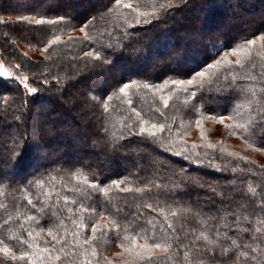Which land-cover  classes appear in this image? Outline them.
I'll list each match as a JSON object with an SVG mask.
<instances>
[{
  "label": "trees",
  "instance_id": "obj_1",
  "mask_svg": "<svg viewBox=\"0 0 264 264\" xmlns=\"http://www.w3.org/2000/svg\"><path fill=\"white\" fill-rule=\"evenodd\" d=\"M6 1L0 6V21L8 22L0 23V60L16 78L17 73L11 65H21V72L30 78L29 87L36 86L31 82L33 79L43 85L37 94L30 96L22 85L12 82V77H0V97L8 100L7 104L0 100V157L4 158L0 160V166H7L4 173L11 181L0 183V240L17 255L21 251L30 253V261L18 264H49L48 253L43 249L49 247L53 254H57L55 250L60 249L62 244L53 241L48 227L53 229V235L58 240L63 241L64 252L59 253L63 264H128L135 259L136 250L125 252L121 242L127 244L124 238L134 236L130 222L137 221L141 224L151 221L147 227L151 230L154 226L157 235L163 229L169 238L179 237L171 253L160 264H190L195 254L192 245L200 250L204 264H219V249L214 259L211 251H206L205 242L196 240L202 231L207 232L204 227L209 224L207 215L190 216L182 204H172L171 199L166 204L163 197L157 206L155 199L146 193L141 195L135 189L151 187L142 183L147 179L160 184L165 191H175L174 185L178 180L174 172L183 167L187 173L185 179L200 177L206 182L204 188L182 190L186 192V200L205 210L218 207L220 200V195L213 194L208 184L217 185V193L223 195L226 203L239 202L241 190L248 197L254 195L252 189L256 194L264 192L263 160L227 148L223 139H218L220 141L216 143L203 140L207 132L199 142L188 138L189 128L197 126V120L201 122L212 117L213 112H225L231 107L235 109L232 113L234 118L226 119L225 125L244 127H225L223 136L239 138L256 150L261 148V141L252 134L249 126L259 119V113L264 112V93L261 92L264 86V41L258 39L264 34V13L257 26L253 27L241 20V12L252 9L245 7L240 0H173L174 7L162 19L154 20L150 25H137L135 13L124 8V3H132L133 8L139 5L140 11L159 15L160 5L167 0H121L119 5L113 0H57L54 5L46 4L45 0H25L34 2L32 4L36 6L12 9H7ZM73 4L77 9L65 10ZM95 4L99 6L94 8ZM247 4L253 9L256 6L259 12L264 11V0H247ZM81 5L89 8L81 10ZM231 15L238 18L232 20ZM36 20H43L44 23L37 24ZM84 24H87V41L83 40L85 33L80 31ZM57 36L60 41L53 44ZM69 37L75 39L69 40ZM246 39H255L256 44L248 45ZM16 41L27 50L21 49ZM101 45L107 46L102 52V56L108 58L107 63L103 60L93 63L85 57V52L95 51ZM232 48L237 49L238 55L232 54ZM225 54L227 59L223 64L207 70L204 78H196L195 87L187 83H171L174 79L186 81L191 78L189 74L194 75L193 70H200L206 62H213L212 57L220 59ZM237 60L240 64L236 63ZM113 66L121 70L117 78H110L109 84L90 90L84 96L97 116L96 126L87 129L86 136L82 132L73 134L74 144L70 146L68 132L70 126L77 125V121L71 107L63 105L62 98L74 97L70 90L81 78L98 80L103 71ZM72 76L74 79L70 78ZM131 81L136 83L127 96L118 91L122 83ZM230 85L241 86L243 92L239 88L234 92ZM193 91L197 93L195 100L191 96ZM237 92H240L238 96ZM108 96L112 97L111 100ZM161 96L168 99L167 108ZM101 98L107 104V111L94 102ZM41 102L43 105L38 104ZM192 103L198 104L200 111L189 115L188 105ZM40 106L43 107L41 121L49 122L52 132L31 138L27 129L34 117L33 109ZM137 112L140 116L136 115ZM84 116L81 118L85 119ZM51 120H56L58 124ZM143 120L149 121L147 127L151 123L164 124L168 130L161 134V138L171 146L172 151L187 146L192 162L171 152L156 155L151 147L140 143L139 136H130L129 128L135 126L133 130H138ZM9 122H16L18 126L14 130L6 128ZM92 124L90 121L87 125ZM105 128L108 129L107 134ZM20 133L25 134L26 141L22 151L9 164L7 157ZM99 137H104L107 142L101 140L94 143ZM44 149L65 156L78 150L84 155L76 162L50 160L36 169L37 164H41ZM100 157L102 160L98 159ZM209 159L216 168L227 167L228 171H215L207 165ZM161 161L164 167H161ZM126 163L130 166L125 170L123 164ZM44 169H49L50 174L41 177L40 184L25 188L28 181L40 176ZM55 169L64 171L58 173ZM69 169L73 176L71 184L67 174ZM95 174L108 187L106 194L93 192L88 186L89 182H96ZM225 176H235L236 179L229 183L225 181ZM112 180H122L123 183L117 188L111 185ZM65 185L78 187L80 191L69 192ZM129 187L133 191L125 193L123 189ZM156 191L153 187V192ZM64 196L69 200L76 199L77 203L66 205ZM29 199L33 204H28ZM255 199L258 201L259 195H255ZM89 204L92 207L87 212L81 211V205ZM145 204H152L156 212L143 207ZM68 209L72 212L69 213ZM172 211L179 215L172 217ZM165 216L168 217L167 222ZM92 223H99L105 229L97 233L95 240L91 239ZM168 223L173 225L174 230L168 229ZM109 229L111 231H107ZM28 232L32 235L29 236ZM229 235L237 243L248 242L247 234L241 239L231 232ZM85 237L89 239L88 244H84ZM21 241L24 243L21 244ZM136 242L144 241L136 237ZM253 247L257 248L255 253L248 250L253 256L251 264H264V244ZM113 249L120 250L114 258L111 255Z\"/></svg>",
  "mask_w": 264,
  "mask_h": 264
},
{
  "label": "snow or ice",
  "instance_id": "obj_2",
  "mask_svg": "<svg viewBox=\"0 0 264 264\" xmlns=\"http://www.w3.org/2000/svg\"><path fill=\"white\" fill-rule=\"evenodd\" d=\"M114 4L119 5L121 3V0H113ZM124 8L131 10L136 15L135 23L137 25H150L153 23L154 20L159 21L162 19L165 15L168 14L169 10L174 7L173 0H167L166 3H162L160 5V13L159 15L155 12L148 13V12H142L140 11L139 5H137L136 8H133L132 3H124L122 5ZM0 23H8L7 21H0ZM37 24H43V20H36ZM50 23H55V21H51ZM87 28V24H84L80 27V31L85 33V36L83 37V40H88V34L85 31ZM75 39L73 37H69V40ZM259 40L264 41V34H261L258 37ZM60 41V37H55V39L52 41V43H58ZM246 43L248 45H255L256 40L255 39H246ZM107 46L101 45L100 48L96 49L95 51H89L85 52V57L89 60L93 61H101L107 63L108 58L106 56H102V52L104 51V48ZM45 52L48 51L47 48L44 49ZM219 55V53H217ZM232 54L238 55V51L236 48H232ZM2 58V57H0ZM227 59V54L225 56H222L220 59H216L215 57H212L213 62L212 63H205V65L201 66L200 70H193V74H189L191 78L185 80H172L171 83L173 85H183L187 83L189 86H196V78H204L208 72L209 69H216L218 66L224 63V61ZM237 64H240V61H236ZM12 69L17 73V77H12V82L16 83L18 86L22 85L27 95H35L38 93V90L43 86L38 80L33 79L31 82L34 83L35 87H29V76L24 75L21 72V65L15 64L11 65ZM0 77H9L8 72L0 71ZM135 81H131L128 83H122V86L119 87L118 91L125 96L128 95V92L131 90L133 85L135 84ZM144 87H149V85H143ZM231 86V85H230ZM233 88V91L235 92L237 88L240 89V92H243V88L239 85L231 86ZM240 92H237V96L240 94ZM261 92L264 93V86L261 87ZM191 96L193 100H195L197 93L193 91L191 93ZM108 100H111V96L107 97ZM0 100H3L4 104L8 103V100L4 97H0ZM161 100L163 102V105L165 108L168 107V99H165L163 96H161ZM95 104L98 106H101L104 108V111H107V104L105 103L104 99H96ZM131 101H129V104ZM205 111H207V106H205ZM200 111L199 105L196 103H192L188 105V112L189 115L196 114ZM235 109L229 108L226 109L225 112H213L212 118L217 120L219 123L223 124L226 119H233V112ZM103 115V113H101ZM137 116H140V113H136ZM163 115V113H161ZM259 119L254 120L252 124L249 126L251 127L252 134L257 136L259 140L261 141V148L258 150H264V112H261L258 114ZM23 121H21L22 123ZM197 125L199 126L200 121H196ZM149 124L148 120H143L142 123L139 125L138 130H133L135 126L129 128L128 134L130 136H139L141 138L140 143L145 147H151L156 155H159L162 152H171L172 155H175L177 157H182L183 159L192 162V157L188 155V149L187 146H185L181 150L172 151V148L170 145L166 144L164 139L161 138V134L164 133L166 130V126L164 124H157V123H151L150 127H147L146 125ZM225 127L229 129H233L236 127H244L241 125H225ZM105 134L108 133V129H104ZM248 137L246 136L245 139ZM101 140H105L104 137H99L96 140H94V143H98ZM26 141V136L24 133H20L19 138L17 142L15 143V146L10 150L9 155L7 157V162L10 164L13 162L19 152L22 151L23 143ZM105 142H107L105 140ZM196 147V146H193ZM209 148L212 147L211 144L208 145ZM228 155H232L229 153ZM197 159H199V156H197ZM240 159H243L242 157ZM0 160H4L3 157H0ZM161 167H164L163 161L160 162ZM247 163V161H245ZM207 165L209 167L214 168L215 171L218 172H226L228 171V168H216L213 164L212 159H209L207 161ZM170 167V165H169ZM58 173L64 171L63 169H55ZM233 172H235V169H232ZM50 170L44 169L40 176L34 177L33 180L28 181V184L25 185V188L34 185V184H40L41 177L45 175H49ZM68 176H69V184H71V180L73 178L71 169L68 170ZM130 175H134L131 174ZM187 173L186 169L183 167H180V169L176 172H174V177L176 180H178V183H175L174 188L175 191L168 190L165 191L162 189L160 184H155L151 180L144 179L142 180V183L151 185V187H145V188H136L135 191L143 194H148L150 198H153L157 201V206L159 202H161V198L163 197V202L168 203V200L171 199L172 204L181 205L184 208V211L190 215V216H199L201 214H205L208 217L209 224L205 225L204 227L207 228V232H201L199 236L196 237V240L204 241L206 247V251L210 250L212 257L215 259L217 257V249H219V264H251V261L253 259V256L249 254V249H251L252 253H255L257 251L256 247H253V245H261L264 244V192H260L258 194L255 193V189H252V192L254 195L252 197H248L246 193L241 190L240 200L239 202L235 201H229L225 202V198L222 194L217 193V185L208 184L207 187L211 192L215 195H220L219 200V206L215 208H208L207 210L200 208L198 205L194 206L193 203L189 200H186L185 191L192 187H198V188H204L205 183L203 182L200 177L196 178H187L185 179ZM225 181H228L229 183L236 179L235 176L233 177H224ZM5 181H10L9 177L3 172L0 171V183H4ZM95 181L96 182H89L88 186L90 187L91 191L93 192H108V187L103 185V182L100 180L99 175L95 174ZM123 183L122 180H112L111 185L116 186L119 188L120 184ZM153 187L157 189L156 192H153ZM65 188L69 192H78L80 191L78 187H69V185H65ZM125 193L132 192L133 188H125L123 189ZM255 195H259L260 199L257 201L255 199ZM88 199L91 200V196H88ZM64 203L67 205L69 203L75 205L77 203L76 199L69 200L67 196L63 197ZM233 203H235V207H233ZM28 204H33V201L31 199L28 200ZM92 207L91 204L89 205H81V211L87 212L89 208ZM143 207L147 208L150 212H156V207H154L152 204H145ZM195 208V210H194ZM69 213L72 212V209H68ZM93 211L95 209L93 208ZM172 217H177L179 215L178 212L172 211L171 212ZM231 218V219H229ZM29 219H35V217H29ZM165 221L167 222L168 217H164ZM8 221H5L7 223ZM39 224V222L37 221ZM147 224H151V221H148L146 224H141L139 221L132 223L130 222V226L132 228V231L134 233V236L132 237H125L124 239L128 241L127 244H125L123 241L121 242V247L124 248L125 252H132L133 249H135V259L133 261L128 262V264H160V261L162 259H166L167 256L171 253V250L173 249L174 245L177 244L179 241V237H173L169 238L163 229L160 230V234L157 235V232L153 226L151 230L148 229ZM220 225V227H217V225ZM168 229L174 230L173 225L171 223L167 224ZM223 229V231H221ZM105 229H102L99 223H92L91 224V232L92 237L91 239L95 240L97 238L98 232H104ZM107 231H111L110 229ZM229 232L233 233L237 239H241L244 237L245 234H247V240L248 242H242L237 243L236 239H233ZM48 234L52 236L53 241L60 242L62 244V247L60 249H56L57 254H53L52 250L49 247H45L43 251L45 253H48V260L49 264H57V262H60V264H63L62 256L59 253L64 252L63 247V241L58 240V237L56 235H53V229L51 227H48ZM28 235L31 236L32 233L28 232ZM74 235H79V233H74ZM136 237H140L143 239V243H137ZM117 238L119 236L117 235ZM171 239V242L169 240ZM21 244L24 242L21 241ZM89 239L85 237L84 244H88ZM55 247L54 245L52 246ZM187 247V246H186ZM194 250V255L190 259V264H204V257L200 253V250L195 246L192 245ZM0 254H2L3 260L0 261V264H18V262H24V261H30L31 255L27 251H21L19 255L16 254V251H14L12 248L4 245L3 240H0ZM94 254V253H93Z\"/></svg>",
  "mask_w": 264,
  "mask_h": 264
},
{
  "label": "rangeland",
  "instance_id": "obj_3",
  "mask_svg": "<svg viewBox=\"0 0 264 264\" xmlns=\"http://www.w3.org/2000/svg\"><path fill=\"white\" fill-rule=\"evenodd\" d=\"M57 0H45V3L48 5H54L56 4ZM65 2V0H63ZM239 2H243L245 3V7H248L249 9H252L250 11L247 12H241V20L242 22L245 24H249L253 27L257 26V22L261 19V16L263 15L264 11L259 12L258 8L255 6L254 9L250 8L247 4V0H240ZM7 5V9H12V8H17V7H26V6H36L35 4H32L34 2L28 3V1L25 0H7L5 2ZM2 4H4V0H0V6H2ZM91 4V3H90ZM96 5V6H95ZM93 5L94 8L99 6V4H95ZM77 9V7L73 4L72 7H66V11L68 10H73V9ZM83 8H89L84 6H80V9L82 10ZM85 10V9H83ZM82 14V13H81ZM233 19L238 18L237 15H231L230 16ZM229 20V19H228ZM181 21V20H180ZM217 34V33H216ZM18 46L23 49V50H27V48L25 46H23L21 43L17 42ZM263 51H264V47H263ZM0 71L3 72H8L9 73V77L13 76V71L7 66L5 65L1 60H0ZM121 72V70L119 68L116 67H111L109 70L107 71H103L102 73V77H99L98 80L96 79H87V78H81L80 80H78V84L75 85V87H73L72 90H70V92L72 94H74L73 98L70 97H63V105L65 106H70L72 109V113H73V117L74 120L77 121V125L75 126H70V131L68 132V134L70 135V142L69 145L71 146L73 143V134L78 133V132H82L83 135H88L87 129H92L96 126V114L92 111V106L91 103L86 100H84V96L88 95V91L90 90H96L98 88L104 87L107 84H109L110 82V78H117V76L119 75V73ZM128 72V71H127ZM78 74V73H77ZM71 79H74V77H70ZM18 79V78H17ZM76 93V94H75ZM80 93V94H79ZM39 105H43V102L38 103ZM76 104H78L77 107ZM43 110V107L40 106L36 107L33 109L34 112V117L30 120V124L29 125V129H27V131L29 130V136L31 138H35L38 134H43L46 133L48 135H50V133L52 132V130L50 129V123L46 122V121H41L42 115H41V111ZM86 115L85 119L81 118L82 116ZM87 118H90V120H87ZM92 122V126H88L87 124H89V122ZM18 122V120H17ZM52 123H55L56 120H51ZM55 124H58L57 122ZM227 124V121H226ZM18 126V124L15 122H13V124L11 122H9L8 124L5 125V127L7 128H11L12 130H14V128H16ZM92 127V128H91ZM189 129H191L190 133L188 134V138L195 141V142H199L202 141L201 137L202 135H204L205 132H207V136L203 137V140H206L210 143H216L217 141H220L218 139H223L226 147L230 148L233 151H238L241 153H244L248 156H251L253 158H258L259 160H263L264 161V152L259 151L254 149L252 146H250L249 144L245 143L243 140L236 138V137H228L225 138L224 132H225V123L221 124L219 123L217 120L213 119L212 117H207L204 120H202L199 124V126H192ZM73 136V137H72ZM37 138V137H36ZM201 138V139H200ZM2 141V139L0 140V142ZM74 144V143H73ZM74 155H69V156H65L62 155L61 153H55L53 152L51 149H44L42 151L43 153V158L41 159V161L39 163L41 164H37L36 169H40L43 164L45 162L48 161H53V162H76L78 160L79 157L83 156L84 154L82 152H79L78 150L75 152L73 151ZM93 157V156H92ZM89 158H91V155H89ZM99 160L102 158H98ZM93 160V159H91ZM93 162H97L95 160H93ZM97 164V163H96ZM106 166V165H104ZM129 164H123L124 169H128L129 168ZM106 168V167H105ZM0 170L5 172L7 171V166L5 164L0 166ZM120 250L118 249H113L111 251V255L115 257H117V254Z\"/></svg>",
  "mask_w": 264,
  "mask_h": 264
}]
</instances>
